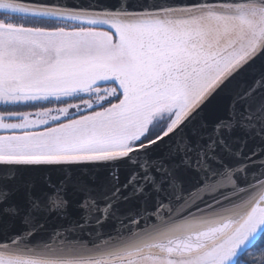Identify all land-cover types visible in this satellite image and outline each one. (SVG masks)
I'll list each match as a JSON object with an SVG mask.
<instances>
[{
    "label": "snow or ice",
    "instance_id": "6c2138e0",
    "mask_svg": "<svg viewBox=\"0 0 264 264\" xmlns=\"http://www.w3.org/2000/svg\"><path fill=\"white\" fill-rule=\"evenodd\" d=\"M0 264H264V0H0Z\"/></svg>",
    "mask_w": 264,
    "mask_h": 264
}]
</instances>
